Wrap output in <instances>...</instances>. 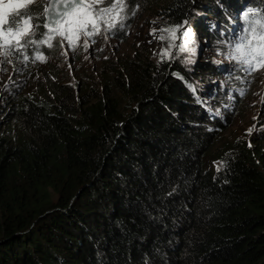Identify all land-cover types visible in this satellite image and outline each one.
<instances>
[{
    "label": "trees",
    "instance_id": "obj_1",
    "mask_svg": "<svg viewBox=\"0 0 264 264\" xmlns=\"http://www.w3.org/2000/svg\"><path fill=\"white\" fill-rule=\"evenodd\" d=\"M46 2L19 12L36 27L10 54L30 86L0 102V264H264V124L210 158L240 98L212 80L224 70L185 59L187 35L197 53L225 44L264 0H141L145 51L94 102L85 84L49 92L22 71L53 33Z\"/></svg>",
    "mask_w": 264,
    "mask_h": 264
},
{
    "label": "rangeland",
    "instance_id": "obj_2",
    "mask_svg": "<svg viewBox=\"0 0 264 264\" xmlns=\"http://www.w3.org/2000/svg\"><path fill=\"white\" fill-rule=\"evenodd\" d=\"M43 1L35 0L34 4H24L4 0L0 4V83L6 82L0 89L4 98L7 94L20 93L30 86L27 82L18 80V76L10 75V54L17 41L32 33L34 28L31 20L24 19L18 24L21 26L20 30L8 31L10 26L2 28V21L11 13ZM84 1V10L77 8L69 14L49 35L45 50L35 56L33 65L22 71L28 72L27 78L32 77L31 81L35 84H49V92L53 91L54 84L62 77L68 82L85 84L89 100L94 102L102 92L101 82L114 73V64L120 59L133 57L139 51H145L142 48L146 46L140 40L148 29V19L141 0H125L123 4L113 3L112 0L99 4L93 0ZM152 1L159 5L165 2ZM104 9L108 10L103 11ZM236 20L238 22L230 29L225 44L215 40L213 42L209 38L197 53L193 49L198 39L197 31L194 30L186 37V61L197 58L201 63L209 62L224 70L220 75L213 76L212 80L223 87H230L231 93L240 98V103L234 106L231 96H228L227 105L230 109L234 108L238 116L233 126L215 142L209 152L208 156L214 159L222 155L234 140L249 136L264 124V67L259 71L249 72L244 70L247 65H242V61L249 60L253 65L264 63V18L256 12H250L247 17L244 14L234 16V21ZM187 23L188 21L185 25ZM203 25L205 33L214 28L204 19ZM189 26L192 27L191 24ZM237 45L244 47L243 57L236 52ZM153 46L160 48L156 43ZM46 49L49 50L48 56L44 54ZM6 52L10 54L3 55Z\"/></svg>",
    "mask_w": 264,
    "mask_h": 264
},
{
    "label": "snow or ice",
    "instance_id": "obj_3",
    "mask_svg": "<svg viewBox=\"0 0 264 264\" xmlns=\"http://www.w3.org/2000/svg\"><path fill=\"white\" fill-rule=\"evenodd\" d=\"M10 2H13V0H10ZM16 3H24V4H34L35 0H15ZM67 4L69 5H79L83 3V0H66ZM94 3H104L105 0H93ZM113 3L116 4H123L125 2V0H112ZM4 0H0V4H3ZM108 9H104L103 11H107ZM254 11L253 9H249V12ZM260 11L264 12V9H260ZM61 15H63V13H61ZM248 13H245V16L247 17ZM17 16L20 17L21 19L27 18V20H31L32 19V9H29L28 11L24 12V13H17ZM56 22V18H53V23ZM20 23L19 19L13 18L10 22V27L9 29H7L8 31H12V30H17V25ZM122 26V25H121ZM33 28L36 27L35 24L32 25ZM185 35H187L188 33L185 32ZM17 43L19 44L20 41L18 40ZM24 43H27V41H24ZM236 52L240 53V56L243 57L244 56V47L242 45H237L236 47ZM10 53H3V55L7 56ZM190 62V61H189ZM246 64L247 67L244 69L246 71L252 72V71H259L261 67H264V63L258 64V65H253L252 61H242V65Z\"/></svg>",
    "mask_w": 264,
    "mask_h": 264
},
{
    "label": "water",
    "instance_id": "obj_4",
    "mask_svg": "<svg viewBox=\"0 0 264 264\" xmlns=\"http://www.w3.org/2000/svg\"><path fill=\"white\" fill-rule=\"evenodd\" d=\"M85 3L69 5L66 0H49L44 14V24L47 29L54 30L65 19V17L77 8H83ZM63 13V15H61ZM56 22L53 23V18Z\"/></svg>",
    "mask_w": 264,
    "mask_h": 264
},
{
    "label": "clouds",
    "instance_id": "obj_5",
    "mask_svg": "<svg viewBox=\"0 0 264 264\" xmlns=\"http://www.w3.org/2000/svg\"><path fill=\"white\" fill-rule=\"evenodd\" d=\"M48 1H49V0H47L46 5H45V7H44L45 10H46V7H47V3H48ZM83 1H84V0H83ZM84 3H85V5H86V2H85V1H84ZM84 7H85V6H84ZM25 8H26V7H25ZM25 8H23V9H21V10H18V11L14 12V13H11V15H9V16H6V17H5V20L2 21V25H1V27H2V28H7V26H10V22H11V20H12L13 18H16V19H19V20H24V19H21L20 17H18V16H17V13L23 11ZM45 10H44V13H43V20H44ZM71 13H72V12H71ZM71 13H70V14H71ZM68 15H69V14H68ZM68 15H67V16H68ZM67 16H66V17H67ZM66 17H65V18H66ZM64 20H65V19H64ZM64 20H63V21H64ZM63 21H62V22H63ZM62 22H61V23H62ZM61 23H60V24H61ZM60 24H59V25H60ZM44 26H45V24H44ZM16 27H17L18 30L21 29V26H20V25H17ZM58 27H59V26H58ZM58 27H57V28H58ZM45 28H46V27H45ZM57 28H56V29H57ZM46 29H47V28H46ZM56 29H54V30H56ZM47 30H51V29H47ZM14 31H16V30H14ZM51 31H53V30H51ZM16 45H17V44H16ZM16 45H14V46L12 47V49L16 48ZM3 99H4V94H3L2 90L0 89V102H2Z\"/></svg>",
    "mask_w": 264,
    "mask_h": 264
}]
</instances>
